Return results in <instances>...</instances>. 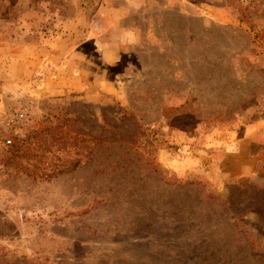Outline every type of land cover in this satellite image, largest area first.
<instances>
[{
    "label": "rangeland",
    "instance_id": "rangeland-1",
    "mask_svg": "<svg viewBox=\"0 0 264 264\" xmlns=\"http://www.w3.org/2000/svg\"><path fill=\"white\" fill-rule=\"evenodd\" d=\"M0 264H264V0H0Z\"/></svg>",
    "mask_w": 264,
    "mask_h": 264
},
{
    "label": "built area",
    "instance_id": "built-area-1",
    "mask_svg": "<svg viewBox=\"0 0 264 264\" xmlns=\"http://www.w3.org/2000/svg\"><path fill=\"white\" fill-rule=\"evenodd\" d=\"M23 116H24V115L21 113V114H18V115H17V118H18V119H21ZM6 144H7V145H10V144H11V140H7V141H6Z\"/></svg>",
    "mask_w": 264,
    "mask_h": 264
}]
</instances>
